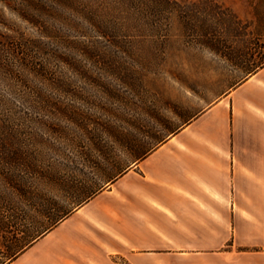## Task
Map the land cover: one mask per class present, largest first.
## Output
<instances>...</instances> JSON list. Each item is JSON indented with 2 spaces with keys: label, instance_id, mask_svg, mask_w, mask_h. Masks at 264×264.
I'll return each mask as SVG.
<instances>
[{
  "label": "crops",
  "instance_id": "1",
  "mask_svg": "<svg viewBox=\"0 0 264 264\" xmlns=\"http://www.w3.org/2000/svg\"><path fill=\"white\" fill-rule=\"evenodd\" d=\"M261 5L233 0L229 37L190 83L141 90L118 149L90 167L98 186L77 180L25 216L6 264H264Z\"/></svg>",
  "mask_w": 264,
  "mask_h": 264
},
{
  "label": "rangeland",
  "instance_id": "2",
  "mask_svg": "<svg viewBox=\"0 0 264 264\" xmlns=\"http://www.w3.org/2000/svg\"><path fill=\"white\" fill-rule=\"evenodd\" d=\"M232 2L173 0L167 15H156L148 2L128 0L121 10L107 0H0V34L11 44L0 118L11 119V146L19 149L11 158L8 230L25 216L38 219L77 180L98 186V171L88 183L90 167L118 149L135 122L137 95L190 83L209 47L229 37ZM21 180L25 194L14 185ZM13 239L0 235V264L9 247L19 248Z\"/></svg>",
  "mask_w": 264,
  "mask_h": 264
},
{
  "label": "trees",
  "instance_id": "3",
  "mask_svg": "<svg viewBox=\"0 0 264 264\" xmlns=\"http://www.w3.org/2000/svg\"><path fill=\"white\" fill-rule=\"evenodd\" d=\"M110 3L111 10H121L124 3L127 0H107ZM133 2H142V4L148 2L145 8L149 13L156 15H164L173 8L171 1L173 0H128ZM146 1V2H144ZM138 7V6H137ZM94 27L98 31H103L105 25L99 21H93ZM19 55L17 58H22ZM0 81L4 83H11V44L7 37L0 34ZM1 103V99H0ZM19 149L11 146V119L9 116L0 118V235L4 233H10L6 221L11 217V199L9 196V189L11 188V158H15V155H19ZM16 159V158H15ZM23 181V180H21ZM16 182L14 185L16 189L25 194L23 189V182ZM11 260V248L7 249L5 259L1 261V264H6Z\"/></svg>",
  "mask_w": 264,
  "mask_h": 264
}]
</instances>
